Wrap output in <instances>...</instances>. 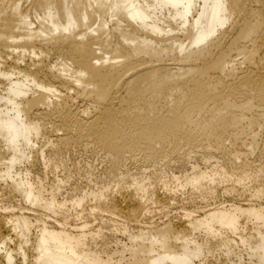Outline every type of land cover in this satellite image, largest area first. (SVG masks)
Here are the masks:
<instances>
[{
	"label": "bare ground",
	"instance_id": "6f19581e",
	"mask_svg": "<svg viewBox=\"0 0 264 264\" xmlns=\"http://www.w3.org/2000/svg\"><path fill=\"white\" fill-rule=\"evenodd\" d=\"M46 133L45 161L35 146ZM256 149L264 159V0H0V263L264 264ZM74 150L103 155L118 177L117 194L104 197L105 187L91 212L138 229H122L128 244L111 254V238L71 227L58 186L32 176ZM200 150L206 164L220 161L192 166L179 187L202 201L219 184L241 187L240 197L251 188L247 203L146 225L151 206L168 208L173 195L123 187L121 166L185 162ZM4 196L53 223L10 211Z\"/></svg>",
	"mask_w": 264,
	"mask_h": 264
},
{
	"label": "rangeland",
	"instance_id": "374dc122",
	"mask_svg": "<svg viewBox=\"0 0 264 264\" xmlns=\"http://www.w3.org/2000/svg\"><path fill=\"white\" fill-rule=\"evenodd\" d=\"M53 135L52 133L42 134L35 146L39 151H43L45 161L51 154V148L47 142L53 140ZM69 153L64 152L61 156L54 158L53 164H50L47 160V164L35 166L32 170V176L38 178L47 188H51L52 185L58 186L56 199L59 203L64 202L62 212L68 215V223L71 227L85 222L89 227L88 230L93 234L99 231L106 237L111 238L107 245V250L111 254L116 248H121L128 244V237L121 232L122 229L127 228L134 234L138 230L134 227L135 225L132 221L112 214L111 210L102 208L101 210L91 212L92 206L96 201L95 195L104 191L105 187H110V190L104 192V197L110 194H117L115 185L118 183V177L115 173L109 171L108 163L101 154H91L82 150H74ZM207 154V152L200 150L194 157L185 162L174 159L164 165L127 162L121 166V172L128 175L121 182L123 187L134 188L136 187L135 181H139L151 191L166 192L171 196L173 195L174 200L169 202L168 208L159 209L155 205L151 206L152 213L148 217L146 225H161L164 222L174 221L176 217L181 216L185 211L201 212L214 207V205H229L233 202L247 203L249 199L247 197L253 191L251 188L248 191L249 193L247 191L244 192L242 198L239 196L243 191L241 187L236 186V193H230L225 191V187L231 186L230 184H219L216 194L213 196L207 195L208 198L202 201L198 191L179 187L184 176H189L192 173V166H197V169L200 171H204L205 169L208 171L209 168L216 165L217 160L220 161L214 155L215 158L206 164L201 158ZM249 158V161L255 166L264 163V159H259L258 149L254 150L253 153H249ZM22 167L23 165L20 168ZM174 177L179 179L176 180ZM82 196H85L82 207L73 210L72 203ZM6 197L4 204L9 206L10 211L12 209L17 211L18 207H21L22 211L24 210L23 212L31 218L35 213L37 216H41L43 219L49 221L50 224L53 223V216L51 217L41 211L32 212L23 204H20L17 198H13L12 196H10L11 198ZM194 214L197 215V213ZM60 219L58 218V220ZM102 255L105 256L104 252H102ZM0 264L4 263L1 261Z\"/></svg>",
	"mask_w": 264,
	"mask_h": 264
}]
</instances>
